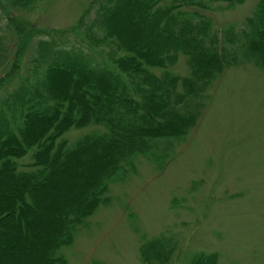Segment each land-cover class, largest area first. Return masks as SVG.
<instances>
[{
	"label": "trees",
	"instance_id": "obj_1",
	"mask_svg": "<svg viewBox=\"0 0 264 264\" xmlns=\"http://www.w3.org/2000/svg\"><path fill=\"white\" fill-rule=\"evenodd\" d=\"M245 1L91 0L81 45L36 41L26 76L0 98V264H68L61 247L109 201V185L134 169L135 156L160 163L164 149L184 141L228 67L245 61L264 71V0L238 28L217 30L204 14ZM7 23L22 47L17 61L32 28L9 15ZM1 30L0 15V62L8 54ZM180 55L186 75L170 69ZM88 126L101 130L68 144L67 132ZM179 244L162 232L140 245L141 263L172 264ZM217 259L199 253L191 264Z\"/></svg>",
	"mask_w": 264,
	"mask_h": 264
},
{
	"label": "rangeland",
	"instance_id": "obj_2",
	"mask_svg": "<svg viewBox=\"0 0 264 264\" xmlns=\"http://www.w3.org/2000/svg\"><path fill=\"white\" fill-rule=\"evenodd\" d=\"M90 1L39 0L28 10L1 4L8 54L0 62V98L26 76L37 40L81 45L84 22L93 16V11L83 16ZM256 2L246 0L230 10L215 4L204 14L217 30L238 28ZM7 15L32 28L18 62L14 52L22 47ZM13 61L17 67L10 72ZM170 69L186 75V58L178 56ZM210 92L201 119L184 141L164 149L160 163L135 156L134 169L109 185V201L61 247L68 264H142L140 245L165 231L180 242L172 264H191L199 253H216L217 264H264V71L252 62L232 65ZM97 130L72 129L64 138L71 145Z\"/></svg>",
	"mask_w": 264,
	"mask_h": 264
}]
</instances>
